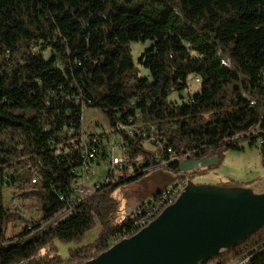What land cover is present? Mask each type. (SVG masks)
<instances>
[{"label": "trees", "instance_id": "trees-1", "mask_svg": "<svg viewBox=\"0 0 264 264\" xmlns=\"http://www.w3.org/2000/svg\"><path fill=\"white\" fill-rule=\"evenodd\" d=\"M132 41L149 42L137 57L145 75ZM190 75L199 89L167 101ZM82 104L101 109L113 129L135 124L132 134L121 130L133 164L144 138L161 145L145 164L167 161L173 171L215 147L241 150L244 136L264 140V0H0V264H83L119 230L118 187L129 177L102 184L54 224L76 183ZM95 135L106 160L108 143ZM25 184L21 196H33L41 216L5 236L14 213L3 186ZM263 242L264 227L213 259L226 264ZM58 243L74 247L51 256ZM246 264H264V250Z\"/></svg>", "mask_w": 264, "mask_h": 264}, {"label": "water", "instance_id": "water-1", "mask_svg": "<svg viewBox=\"0 0 264 264\" xmlns=\"http://www.w3.org/2000/svg\"><path fill=\"white\" fill-rule=\"evenodd\" d=\"M212 160L187 157L172 171L164 167L120 183L123 216L157 191ZM155 163V160H152ZM264 227V191L248 186L195 184L189 178L175 202L146 226L83 264H200Z\"/></svg>", "mask_w": 264, "mask_h": 264}, {"label": "rangeland", "instance_id": "rangeland-1", "mask_svg": "<svg viewBox=\"0 0 264 264\" xmlns=\"http://www.w3.org/2000/svg\"><path fill=\"white\" fill-rule=\"evenodd\" d=\"M148 44L149 42H130V48L134 61L138 66L139 75H145L147 73V70L138 64L137 57ZM188 83L189 86L186 91H182L181 94L177 91L171 92L167 96V101L180 102V96L185 97L199 89V84L194 80L193 75L188 77ZM83 128L84 137L86 138L91 134H98L101 136L103 142L109 141L112 143L116 139L113 133L114 127L110 124L104 112L99 108L86 107L84 109ZM249 141L251 140L248 138L246 139L245 136L242 137L238 143L239 146L243 147L241 150L227 148L226 146L215 147L209 152V154L203 156V158L210 159L212 162L206 166H201L197 173L190 170L187 173L188 176H190V180L195 184L248 186L255 192L264 191V157L260 152L258 139L251 145ZM142 145L144 149L140 151L138 159L149 154V152L155 154L156 157L160 155L161 145L159 143L154 144L150 140L145 139L142 142ZM95 169H97L98 173L97 176L93 178L96 179L100 177V180L105 179L108 170L106 164L102 163L97 165V168L95 165ZM30 188V184H25L22 188H19L17 185L3 186L4 206L14 213L13 218L3 224L5 236H11L18 233L29 221H31V219L35 221L40 218L41 213L36 210V200L34 197L30 195L21 196L24 191H27ZM118 194L121 196L119 190ZM98 232L99 226L96 225V227L85 233L83 242L89 243L93 241ZM68 247H74V245H63L58 243L57 251L50 255L66 257Z\"/></svg>", "mask_w": 264, "mask_h": 264}, {"label": "built area", "instance_id": "built-area-1", "mask_svg": "<svg viewBox=\"0 0 264 264\" xmlns=\"http://www.w3.org/2000/svg\"><path fill=\"white\" fill-rule=\"evenodd\" d=\"M85 108L86 106L82 104V123L79 129L78 137L80 142V160L78 164L70 167L71 175L76 176V183L71 185L70 196L64 193L65 205L61 208V212L57 213V220H55L54 224L64 220L74 212L75 207L73 203L75 201L84 200L92 196L102 184H114L121 177H129L127 179L129 181L130 177L132 176L139 177L142 174L150 172L156 168H165L168 165L167 161H160L146 165L142 159H138L135 164L131 163L130 155L126 148V143L124 142L121 130H124L128 134H132L135 130V124L133 123L118 124L116 128L113 129L116 139L112 143L107 141L108 146L106 160H101L99 156L101 149L97 144V136H88L87 138L84 137L83 112ZM254 132L255 131H253L252 134ZM142 137H145L144 133L142 134ZM144 139L149 140L150 138ZM258 141L259 143H262L264 140L263 138H258ZM53 148L55 154H61V144H53ZM102 163H105L108 167L107 176L103 180H100V177L94 179L93 177L97 176L98 173L97 169H95V165L97 168V165ZM188 178V174L186 177L178 178L172 185L167 186L148 197L139 208H137L128 216H123V214L120 215L117 221L120 228L114 235L110 237L109 244L112 245L121 239L130 237L131 230L137 226H146L160 213L161 203L171 201V197L180 196ZM36 179L37 177L33 176L31 181L35 182ZM263 250L264 242L259 246L252 247L248 252L235 259H232L226 264H246L253 255ZM200 264H220V262L217 259L212 258L207 262Z\"/></svg>", "mask_w": 264, "mask_h": 264}, {"label": "bare ground", "instance_id": "bare-ground-1", "mask_svg": "<svg viewBox=\"0 0 264 264\" xmlns=\"http://www.w3.org/2000/svg\"><path fill=\"white\" fill-rule=\"evenodd\" d=\"M178 197H171V201H167L166 203H161L160 212L168 205L172 204L177 200ZM144 226H137L136 228H133L130 232V236L133 235L135 232H137L139 229H141Z\"/></svg>", "mask_w": 264, "mask_h": 264}, {"label": "flooded vegetation", "instance_id": "flooded-vegetation-1", "mask_svg": "<svg viewBox=\"0 0 264 264\" xmlns=\"http://www.w3.org/2000/svg\"><path fill=\"white\" fill-rule=\"evenodd\" d=\"M195 157H199V156H194V157H192V158H188L189 160H192V159H194ZM201 157V156H200ZM203 157V156H202ZM183 161V160H182ZM200 169H198V170H195V169H192L191 171H193V172H198ZM173 171V170H172ZM174 171H176V172H178V171H180V172H182V170H179V169H176V170H174ZM190 170H186V171H183V172H186V174L189 172ZM189 177V176H188Z\"/></svg>", "mask_w": 264, "mask_h": 264}]
</instances>
